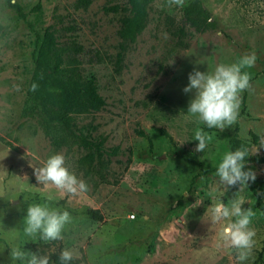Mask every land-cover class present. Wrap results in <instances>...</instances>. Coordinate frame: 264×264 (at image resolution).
<instances>
[{
    "label": "rangeland",
    "instance_id": "obj_1",
    "mask_svg": "<svg viewBox=\"0 0 264 264\" xmlns=\"http://www.w3.org/2000/svg\"><path fill=\"white\" fill-rule=\"evenodd\" d=\"M191 1L178 6L155 0L145 29L129 44L117 36L119 13L104 10L123 7L126 0H91L86 8H77L76 0H39L42 16L34 13L26 21L0 0V264H13L14 244L48 256L71 249L79 264H239L220 244L219 225L211 223L210 209L206 212L221 190L214 174H200L228 151L233 125L205 128L212 140L203 153L195 151L194 131L204 126L186 115L194 92L183 89L194 69L211 71L255 52V64L244 69L250 88L241 94L237 121L239 138L252 154L264 157V0H198L212 24L200 27L185 17ZM47 27L60 44L82 48L79 71L95 80L105 101L99 112L75 117L78 127L103 140L104 149L117 148L90 175L80 163L84 150L53 148L37 119L26 114L34 32ZM179 28L186 48L175 45ZM153 127L165 129L172 143ZM53 153L65 156L69 169L86 181L87 193H60L38 184L34 169ZM181 153L200 167L178 158ZM255 174L264 179V164ZM238 190L233 186L221 198L227 202ZM49 192L58 197L51 206L67 209L73 219L62 239L44 242L22 228L28 204L43 203ZM240 195L242 207L255 212L256 245L246 264H264V216L248 189ZM85 209L98 210L103 220L83 217Z\"/></svg>",
    "mask_w": 264,
    "mask_h": 264
},
{
    "label": "clouds",
    "instance_id": "obj_2",
    "mask_svg": "<svg viewBox=\"0 0 264 264\" xmlns=\"http://www.w3.org/2000/svg\"><path fill=\"white\" fill-rule=\"evenodd\" d=\"M174 3L180 6L183 0H174ZM256 60V53L252 52L242 55L236 62L217 64L211 71L194 69L189 73L183 91L194 92V95L188 103L186 115L204 126L194 131L193 139L198 141L195 151L203 153L212 140L205 128L224 130L237 122L241 94L250 88L251 77L244 69L253 66ZM37 87L34 83L32 90ZM261 143L264 144V138ZM250 155L245 145L222 154L214 172L221 192L211 198V206L206 210L210 209L211 223L219 225L220 244L234 252L239 264L250 260L256 245V230L251 227L255 212L252 207H242L245 199L240 195L249 182L256 179V174L250 168L246 169V158ZM34 175L39 185L54 187L60 193L79 195L88 191L86 181L69 169L61 153L49 155L34 169ZM236 185H239L238 192L225 202L221 197ZM57 198L49 192L44 195L43 203L28 204L22 228L26 236L38 237L44 242L62 239V233L73 217L67 209L51 206L50 202ZM10 249L13 264H50V257L38 254V251L25 250L15 244ZM58 259L59 264H72L74 251L62 249Z\"/></svg>",
    "mask_w": 264,
    "mask_h": 264
},
{
    "label": "trees",
    "instance_id": "obj_3",
    "mask_svg": "<svg viewBox=\"0 0 264 264\" xmlns=\"http://www.w3.org/2000/svg\"><path fill=\"white\" fill-rule=\"evenodd\" d=\"M6 5L15 11L17 16L26 21V18L34 13L42 16V6L38 2L28 11H23L17 0H3ZM155 0H126L125 6H111L105 8L106 12L119 13V28L117 36L123 43L133 44L147 25L148 11ZM91 0H76L77 8H86ZM186 19L196 27L212 26L207 23L209 14L203 9L198 0H192L186 12ZM41 21V20H40ZM176 47L186 48L181 39L184 32L179 28ZM34 48L32 51L33 74L29 81V98L26 114L30 118L37 119L50 145L55 149L65 148L71 150L80 148L86 152L81 158L85 174L90 175L96 171V164L106 161L117 154V148L104 149L103 140L94 138L90 132L78 127L75 117L99 112L105 106L104 99L98 94L94 79H85L79 71L78 54L82 48L74 42L70 45L60 44L51 27L43 29L41 33L34 32ZM118 73V69H116ZM38 87L32 90V85ZM244 107V106H243ZM243 112V110H242ZM242 112L239 113L240 117ZM162 137L172 140L163 128H152ZM135 133L147 138L144 131L135 129ZM253 143L257 137L251 134ZM240 145L249 148V144L239 138L238 121L233 125V132L228 140V151L234 150ZM177 152L175 151V154ZM251 153V151H250ZM178 158L185 162H198L191 160L184 153L177 154ZM246 169L250 168L254 173L256 166L264 164V157L252 154L246 158ZM215 167L201 168L200 174H214ZM249 193L254 197L255 207L264 216V179L256 176L255 181H250L247 187ZM80 214L91 220L101 222L103 215L98 210L85 209ZM60 251L50 254V264H59ZM80 260L74 258L72 264H79Z\"/></svg>",
    "mask_w": 264,
    "mask_h": 264
},
{
    "label": "crops",
    "instance_id": "obj_4",
    "mask_svg": "<svg viewBox=\"0 0 264 264\" xmlns=\"http://www.w3.org/2000/svg\"><path fill=\"white\" fill-rule=\"evenodd\" d=\"M38 2H39V0H23V3H22L21 0H17L18 5L25 12L30 10Z\"/></svg>",
    "mask_w": 264,
    "mask_h": 264
}]
</instances>
